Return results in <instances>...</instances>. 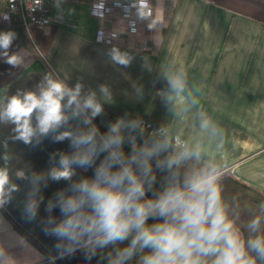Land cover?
Segmentation results:
<instances>
[{"label":"crops","instance_id":"obj_1","mask_svg":"<svg viewBox=\"0 0 264 264\" xmlns=\"http://www.w3.org/2000/svg\"><path fill=\"white\" fill-rule=\"evenodd\" d=\"M97 1L59 0L63 25L26 30L19 14L2 21L0 31L17 34L9 53H18L22 63L12 67L0 58V107L17 92L38 94L46 75L70 88L80 83L83 93L95 91L103 103L104 114L93 121L102 133L117 118L139 119L146 138L166 136L176 151L199 147L200 158L188 159L181 174L194 169L192 162L215 167L225 210L228 202H245L244 193L264 199V0H176L171 17L165 0H148L154 14L138 18V32L126 33L115 17L111 43L100 33L105 22L91 11ZM112 46L129 53V66L111 61ZM176 78L183 81L182 90L171 86ZM101 85L110 89L111 100H102ZM205 120L209 125L202 128ZM13 128L0 122V143L8 141L10 175L20 190L3 208L45 250L16 230L1 210L0 245L15 264H90L81 251L61 257L55 238L43 230L45 204L66 182L49 181L39 215L29 222L23 215L28 186L14 176L20 168L46 172L51 154L70 151L69 142L53 143L48 137L25 145L13 139ZM91 174L77 170L78 176ZM52 215L59 218V211ZM205 259L210 264L212 258Z\"/></svg>","mask_w":264,"mask_h":264},{"label":"clouds","instance_id":"obj_2","mask_svg":"<svg viewBox=\"0 0 264 264\" xmlns=\"http://www.w3.org/2000/svg\"><path fill=\"white\" fill-rule=\"evenodd\" d=\"M137 16H151L148 0L135 3ZM148 9L147 11H145ZM10 22V16H3ZM155 21L148 25L153 27ZM17 34L0 31V58L16 67L22 63L18 53H9ZM109 57L114 64L127 67L132 57L112 46ZM182 90L183 81H170ZM83 85L69 87L46 75L39 93L27 91L12 95L0 107V122L14 125L13 139L25 145L39 144L51 137L53 143L69 142L70 151L50 156L46 172L23 168L15 179L28 186L23 215L36 220L45 197L42 189L49 181L66 182L47 200L48 216L42 223L46 235L55 238V249L64 255L81 251L86 261L97 257L107 264H128L139 256L138 264H256L264 260V237L245 242L233 221L228 219L215 167L180 172L193 156L200 158L199 147L176 151L170 140L144 137L139 119L117 118L101 132L93 123L104 114L103 103L95 91L82 92ZM102 100H111L106 85L99 88ZM205 120L201 127L207 128ZM0 208L11 203L19 186L12 181L8 141L0 143ZM77 170L91 176H78ZM165 174L162 189L154 190L156 173ZM153 192L151 198L147 193ZM58 210L59 218L52 213ZM158 221L149 224V220ZM257 221H253L255 229ZM123 245V247H120ZM0 264H15L8 250L0 245ZM99 264V261H97Z\"/></svg>","mask_w":264,"mask_h":264},{"label":"built area","instance_id":"obj_3","mask_svg":"<svg viewBox=\"0 0 264 264\" xmlns=\"http://www.w3.org/2000/svg\"><path fill=\"white\" fill-rule=\"evenodd\" d=\"M3 9L0 10V27L3 16L10 18L14 14H19L21 23L26 30L36 26L45 28L47 26L63 25L66 23V16L63 11L57 8L59 0H0ZM139 0H98L92 3L91 11L93 14L102 18L105 22L100 31L102 38L112 42L116 37L110 25L116 16L120 18L123 30L128 34H134L139 30L137 8ZM151 16L154 14L150 8ZM176 9V0H165V13L168 17L173 16ZM146 9L145 11H147ZM134 12V13H133ZM107 24L109 26H107ZM140 45V44H138Z\"/></svg>","mask_w":264,"mask_h":264},{"label":"rangeland","instance_id":"obj_4","mask_svg":"<svg viewBox=\"0 0 264 264\" xmlns=\"http://www.w3.org/2000/svg\"><path fill=\"white\" fill-rule=\"evenodd\" d=\"M192 164L195 166L194 169L202 167L197 165L196 162H192ZM184 170L180 168V172H183ZM164 176L165 174L162 172L156 173L157 179L156 184L154 185V190L156 192L162 189ZM147 195L149 198H151L153 196V192H148ZM244 195L245 202H228L225 212L228 219L233 221L234 227L240 230V237L245 242V246L247 248V241L249 239H255L257 236L264 237V199H254L251 196L249 197L248 194L245 193ZM253 221L258 222L255 229L252 226ZM156 222L158 221H154L151 219L148 221L149 224ZM120 247H123V245H121ZM250 254L253 258H255L256 264H264V260L256 257L255 253H249V255ZM138 260L139 256H136L131 261H129L128 264H138ZM97 261H99V264H107V262L101 260L100 257H97L88 263L97 264Z\"/></svg>","mask_w":264,"mask_h":264},{"label":"trees","instance_id":"obj_5","mask_svg":"<svg viewBox=\"0 0 264 264\" xmlns=\"http://www.w3.org/2000/svg\"><path fill=\"white\" fill-rule=\"evenodd\" d=\"M69 3H80L83 0H64ZM0 210L4 213V215L11 221L14 228L18 230L21 234H23L25 237H27L32 243H34L37 247L42 248L45 250V248L39 243L37 239H35L27 230H25L22 226H20L18 223H16L12 217L8 214V212L2 207ZM238 230V229H237ZM240 231V230H238Z\"/></svg>","mask_w":264,"mask_h":264}]
</instances>
